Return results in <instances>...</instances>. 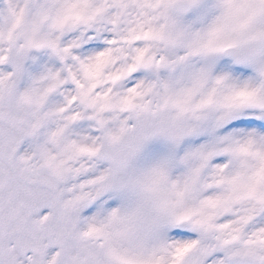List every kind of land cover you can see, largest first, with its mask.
I'll use <instances>...</instances> for the list:
<instances>
[{"label":"snow or ice","instance_id":"1","mask_svg":"<svg viewBox=\"0 0 264 264\" xmlns=\"http://www.w3.org/2000/svg\"><path fill=\"white\" fill-rule=\"evenodd\" d=\"M0 264H264V0H0Z\"/></svg>","mask_w":264,"mask_h":264}]
</instances>
